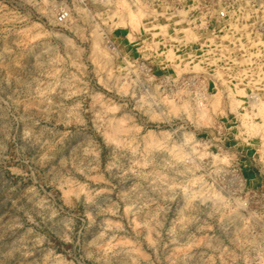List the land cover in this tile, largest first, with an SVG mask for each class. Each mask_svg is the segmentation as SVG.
<instances>
[{
    "label": "rangeland",
    "instance_id": "1",
    "mask_svg": "<svg viewBox=\"0 0 264 264\" xmlns=\"http://www.w3.org/2000/svg\"><path fill=\"white\" fill-rule=\"evenodd\" d=\"M123 1L0 0V264H264V0Z\"/></svg>",
    "mask_w": 264,
    "mask_h": 264
},
{
    "label": "bare ground",
    "instance_id": "2",
    "mask_svg": "<svg viewBox=\"0 0 264 264\" xmlns=\"http://www.w3.org/2000/svg\"><path fill=\"white\" fill-rule=\"evenodd\" d=\"M114 1H115V0H114ZM116 2H118V1H116ZM123 2H124V1L122 0V3H123ZM113 3H114V2H113ZM119 4H120V3H119ZM125 5H127V4L124 2V7H125ZM120 7L122 8L123 6L120 5ZM128 8H129V6H128ZM125 9H126V8H125ZM127 10H128V9H127ZM129 11H130V10H128V13L125 12V13L127 14V16H128V17H127L128 19H126V20H128L127 23L129 22V23L133 26V25H135V24L138 22V19H139L140 17L138 18V17H137L138 14H137V15H136V14H132V13L129 12ZM132 11H133V10H132ZM78 12H79V11H78ZM80 12H81V11H80ZM118 12H119V11H118ZM123 12H124V11H123ZM133 12H134V11H133ZM114 13H115V12H114ZM135 13H136V12H135ZM69 16H70V15H69ZM125 16H126V15H125ZM48 17H49V16H48ZM70 18L72 19V17H70ZM137 18H138V19H137ZM123 19H124V17H123ZM137 24H138V23H137ZM164 26H165V25H164ZM97 32H98V31H97ZM156 32H157V31H156ZM91 33H92V32H91ZM94 33H96L95 30H94ZM94 33H92V34H94ZM96 34H97V33H96ZM98 34H99V33H98ZM98 34H97V35H98ZM94 36H95V35H94ZM94 36H93V37H94ZM99 36H101V35L99 34L98 37H99ZM101 37H102V36H101ZM95 39H96V38H95ZM99 39H101V38H99ZM101 41H102V39H101ZM102 43H103V42H102ZM103 45H105V44H103ZM92 47H93V45H92ZM94 47H95V50L97 51L98 54L100 53L101 55H102V54L104 55V54L107 53V52H106V49H105V46L103 47L102 44H100V42H98V41H95V43H94ZM106 57H108V56H106ZM106 57H105V58H106ZM103 58H104V57H103ZM239 92H241V91H239ZM252 92H253V91H252ZM253 93H254V92H253ZM253 93H251V94H253ZM251 94H250V95H251ZM253 95H254V94H253ZM255 95H258V94H255ZM255 95H254V96H255ZM251 97H252V96H251ZM259 97H260V96H259ZM255 98H256V96H255ZM248 99H249V98H248ZM252 99L255 101L254 97H253ZM252 99H251V100H252ZM253 100H252V101H253ZM238 101H240V100H238ZM259 101H260V100H259ZM257 102H258V101H257ZM252 103H253V102H252ZM255 103H256V102H255ZM258 103H260V102H258ZM258 103H257V104H258ZM253 104H254V103H253ZM255 105H256V104H255ZM256 108H257V107H256ZM257 109H259V108H257ZM260 111H262V114H263V112H264V100L260 103ZM259 113H260V112H259ZM260 114H261V113H260ZM262 114H261V115H262ZM262 116H263V115H262ZM263 117H264V116H263ZM242 118H243V117H242ZM261 120H264V119H261ZM262 122H264V121H262ZM262 122H260L259 124H261ZM255 123H256V122H255ZM244 124H245V123H244ZM245 125H246V124H245ZM252 125H254V124H252ZM255 125H256V124H255ZM255 125H254V126H255ZM247 126H248V125H247ZM249 126H251V125L249 124ZM249 126H248V127H249ZM254 126H252V127H254ZM262 126H264V125H262ZM262 126H261V127H262ZM261 127L259 126V128H261ZM249 128H250V127H249ZM247 129H248V128H247ZM250 129H251V128H250ZM263 129H264V128H263ZM253 130H254V129H253ZM258 130H259V129H258ZM261 131H263V130H261ZM263 132H264V131H263ZM263 134H264V133H263ZM234 214H235V213H234ZM236 216H237V215H236Z\"/></svg>",
    "mask_w": 264,
    "mask_h": 264
},
{
    "label": "built area",
    "instance_id": "3",
    "mask_svg": "<svg viewBox=\"0 0 264 264\" xmlns=\"http://www.w3.org/2000/svg\"><path fill=\"white\" fill-rule=\"evenodd\" d=\"M57 18L61 22L66 21L69 18V12L67 10H61L58 13V17Z\"/></svg>",
    "mask_w": 264,
    "mask_h": 264
}]
</instances>
